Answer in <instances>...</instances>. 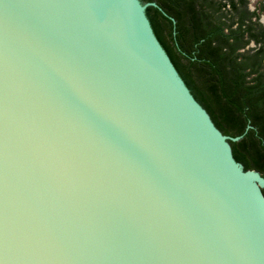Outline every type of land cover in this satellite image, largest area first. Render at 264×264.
I'll list each match as a JSON object with an SVG mask.
<instances>
[{
	"label": "water",
	"instance_id": "obj_1",
	"mask_svg": "<svg viewBox=\"0 0 264 264\" xmlns=\"http://www.w3.org/2000/svg\"><path fill=\"white\" fill-rule=\"evenodd\" d=\"M149 6L0 0V264H264V177Z\"/></svg>",
	"mask_w": 264,
	"mask_h": 264
},
{
	"label": "trees",
	"instance_id": "obj_2",
	"mask_svg": "<svg viewBox=\"0 0 264 264\" xmlns=\"http://www.w3.org/2000/svg\"><path fill=\"white\" fill-rule=\"evenodd\" d=\"M175 68L230 141L264 177V24L249 0H140ZM254 43L255 46H251ZM264 193V190H263Z\"/></svg>",
	"mask_w": 264,
	"mask_h": 264
},
{
	"label": "rangeland",
	"instance_id": "obj_3",
	"mask_svg": "<svg viewBox=\"0 0 264 264\" xmlns=\"http://www.w3.org/2000/svg\"><path fill=\"white\" fill-rule=\"evenodd\" d=\"M250 1V9L254 10L256 8L259 9L261 12V22L264 24V0H249ZM251 46H255L254 43L251 44Z\"/></svg>",
	"mask_w": 264,
	"mask_h": 264
}]
</instances>
